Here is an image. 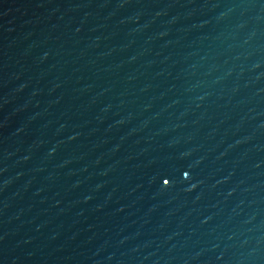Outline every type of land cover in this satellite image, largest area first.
<instances>
[{"label": "water", "instance_id": "95a60500", "mask_svg": "<svg viewBox=\"0 0 264 264\" xmlns=\"http://www.w3.org/2000/svg\"><path fill=\"white\" fill-rule=\"evenodd\" d=\"M0 264H264V0H0Z\"/></svg>", "mask_w": 264, "mask_h": 264}]
</instances>
